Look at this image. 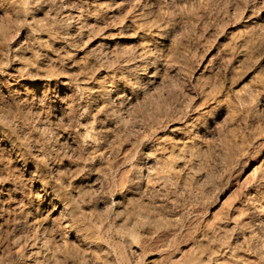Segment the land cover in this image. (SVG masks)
I'll list each match as a JSON object with an SVG mask.
<instances>
[{"label":"rangeland","instance_id":"rangeland-1","mask_svg":"<svg viewBox=\"0 0 264 264\" xmlns=\"http://www.w3.org/2000/svg\"><path fill=\"white\" fill-rule=\"evenodd\" d=\"M61 1L57 0V3L55 2L57 5L53 3H46L45 5L48 7L45 5L40 7V5H37L39 3H36L37 6L34 4V7L31 5L32 8H29L30 11L29 9L26 10L29 11L30 14L26 12L24 14L25 17L23 15V17L19 15L22 18L12 11L8 2L3 3L2 1L0 3V5L5 6L0 7V37L2 36V38H0V95L2 96H0V100L4 109L6 106L10 109L9 112L7 111L8 109H5V111L8 112L10 116L12 115L11 117L19 119L17 127L21 128L23 126V131H26L25 133L30 136L31 132H27L29 131L30 126L25 121H21L20 119V107L15 101L14 89L10 87V83H13V79H16L23 81L27 87L38 84L36 85L38 89L34 93V98L36 97V99L33 101L34 111L37 110L35 119L39 118V122L36 124L41 126L42 129L43 127L47 129V131L44 129L43 132L47 136L48 142H45V144L48 145H44L46 153L45 157H48V159L45 160L47 169L42 172L38 180L39 182L35 180L31 181L32 179L30 176L20 170L19 165L16 164L15 161L10 160L5 152H2V148H0V156L2 152V156L0 158V199L2 200V198H5L8 200L9 196H11L6 194L8 184L5 183L4 178L6 177L5 175L13 173L12 175L16 174L15 176H17V178L19 177L17 180L18 182L16 183L17 185L15 186L18 190V195L20 196L19 198L22 199L23 197L24 203H28L30 200L35 205L33 208L34 210L29 214L31 227L18 226L16 222L18 212L14 213L11 209H8L9 206L6 205L0 207V264H32L34 261V255L29 254L35 249L41 250L43 256L41 257L44 261L43 264H105V262L107 264H164L166 259L174 256L186 257L193 264H215L216 260H218L217 262L232 264L231 262H233V260L228 256V253L232 247L229 239L232 238L235 224L239 222L237 218L238 216L236 217L235 214H238L239 208L244 205L242 203H245L244 194L257 189L258 184L261 182L259 180L264 177V150L261 146H259V142H264V134L258 127L256 130H252L255 128V125L259 123L260 126H258L260 128H264V42H262L264 41V0H211V7L208 6L205 9L201 6H206L205 3L199 4L196 0H194V5L191 1V3L189 2L186 5L187 7H189L188 5L191 7L193 5V8L189 7L190 10L177 4H170L168 6L169 8L164 7L163 9V7L160 8L156 3H153L152 0H147L143 4H139L137 7L139 10L136 9L135 15L133 14L136 18L133 15L125 17L123 11L122 14L121 12L117 13V11H113L115 14V17L112 18L113 20L109 17H98L93 12L94 10L103 7L101 6L102 0ZM235 1L238 3L234 4ZM195 2L200 6L195 5ZM222 2H227L228 4H222ZM92 3L96 5H93ZM229 4H231V7ZM236 4L237 6L240 4L238 7L239 9L235 6ZM65 5L69 9L75 8V11H80L83 14V22L84 24H87L88 27H85L82 35L75 34L77 29L74 25L71 27L69 26L70 28L68 27L67 30H69V32L66 30L68 25L62 21L64 12L62 7ZM222 5H224V7ZM177 6H179V8L182 7L181 10ZM217 6L219 7L218 9ZM221 6L226 9L221 8ZM170 7H173L174 10L172 8L170 9ZM232 7H235L240 12H238V10L234 11L235 8L233 9ZM242 7L244 10H242ZM31 9L33 10V13ZM38 9H42L43 11ZM168 9L170 11H167ZM221 9L223 10L221 11ZM8 10H10V13ZM137 10L138 14L136 13ZM175 11L178 14H176ZM5 12L9 13L10 16H7L10 18L7 17L6 19L4 14ZM162 12H165V15H163ZM185 12L189 14L186 15ZM235 12L236 15H234ZM251 13L252 16H249ZM174 15H177V17L174 18ZM246 16L248 18H246ZM145 17H148L149 19H146ZM121 18L124 19L122 20ZM184 19L186 20L184 21ZM109 20L111 22H108ZM219 20H222L223 23ZM255 21L257 23H255ZM136 23L138 25L140 23V28L136 25ZM258 24L261 26V30H259L260 26ZM141 26H143V28ZM248 26H252V28H249ZM220 27L223 29H219ZM156 28H163L165 31H160ZM245 28L253 31L251 32L246 29L247 32L249 31V34L246 31L244 34ZM222 30L224 31L223 33ZM150 33H152L153 36ZM181 33L182 35L184 33L183 37H181ZM220 33H222L221 36ZM160 34L162 36H160ZM174 35L176 37H174ZM253 35L256 36L253 37ZM3 37H5V40ZM241 37L242 39H240ZM173 38L174 40H172ZM252 39H255L256 43H254L255 41ZM230 41L231 43H229ZM238 41L239 44H237ZM243 42H246V46L243 45ZM247 42L250 43L247 44ZM259 42L262 45L259 46ZM250 44L254 46L252 47ZM102 47H104L102 51H98L95 55L92 54L93 50ZM253 48L257 49L253 51ZM220 50L223 52H220ZM150 51L152 54H148ZM249 53L250 55H248ZM242 54H247V56H242ZM222 55L224 57H222ZM246 58L248 60H246ZM152 62H155V67L149 66ZM174 63L176 65H174ZM147 67L148 72H145L146 74L143 76V70ZM156 67H159L160 69H158L159 74L157 73V76L159 77L156 78L157 80H153L154 82L149 81L151 75L153 74V69L151 68ZM237 67L239 70H237ZM233 69L234 71H232ZM134 75H139L143 84L139 87V89L134 88L130 90V86L128 85L129 81L127 80L132 81ZM130 76L132 77L131 79ZM66 82L71 86H75L78 90L80 89L78 98L82 97L81 100H78V98H76L74 94L70 93L68 89L66 90L67 86L64 84ZM200 85L202 86L200 87ZM113 88L117 90V94L121 93L122 95L125 92L126 95L123 99L125 103H118V101L114 99L115 96L113 97L114 101L113 99L110 98V100L107 96H105L104 91H106V89L109 90ZM133 90H136L135 93ZM11 91L12 93H10ZM241 91L242 93H240ZM236 92H239L240 94ZM251 94L255 96H251ZM9 97L10 99H7ZM253 97H256V99L252 100ZM11 98L12 101L14 100L15 102H12ZM241 100L243 102H241ZM110 101H112V103ZM238 102L239 105H241L240 107ZM80 103L81 106L88 105L87 107L89 109L91 107L90 115L92 116L89 115L87 118L88 123L90 122L88 125L93 129L95 128V131L93 130V135L100 140L98 143L99 148L93 152H91L92 150H89L88 152L85 150L83 151L81 147L82 143L78 135L79 123H76L78 121L75 117L78 114V106ZM110 103L115 107L110 106ZM11 104L12 106H10ZM256 104L257 106H254ZM113 108L119 113L121 111L120 114L122 117L130 123L127 124L126 122L127 125H130L128 126L130 134L129 132L126 134L120 124H117L116 126L113 122V118L110 115V110ZM232 109L234 111H232ZM14 110H16L17 113ZM13 111L14 113L12 114ZM249 112H257V114L255 115ZM15 113L16 116H14ZM250 114L252 115V118L249 117L251 116ZM231 115L233 116L230 118ZM235 116H237V118ZM245 118L246 120L247 118L251 119L253 123L252 121L250 122V120L245 121ZM192 119H194V122H192ZM240 119H242V122ZM48 120L52 122H47ZM126 120H124V123ZM92 121L94 122V125H92ZM198 122L200 124L203 123L204 125H200ZM245 123L248 124V127ZM190 125H195L193 128L194 130L189 128ZM207 126H209V128ZM180 128L183 129L181 130ZM121 129L124 132H122ZM187 129L188 131H186ZM204 129L206 130L204 131ZM216 130L218 131L216 132ZM245 130L247 132L249 130L250 131L247 133ZM256 131L260 132L257 133ZM262 131L264 132V129H262ZM243 132H245L246 135H243L246 137L242 135ZM256 133H260V136H257ZM193 134L198 137L195 135L193 136ZM241 136H243L242 138L244 139H246L247 136L251 137H248L249 141L247 142V139L244 140ZM254 136L255 139H253ZM195 137L198 138V140L196 138V142L200 144H198V147L203 146L200 147L203 148L200 149V153H206L205 155L202 153L203 156L201 158L203 163L201 162L197 166L195 163H191V157L189 156L190 153L188 154L190 150H193L192 141ZM233 139H235V141H233ZM31 140H33V142L29 141L26 148L28 158L31 157L30 161L34 160L32 159V156H30L31 153H36L35 150L37 146L43 145L42 143H37L35 139ZM243 141L245 142L242 143ZM239 142H241L242 145L241 143L239 144ZM237 145L239 146L237 147ZM46 146L48 147L46 148ZM58 146L61 150H58ZM185 146L190 147H187L189 151L185 149ZM233 151H235L236 154ZM227 154H229V157H227ZM149 155H151V157ZM180 155L181 159L179 160L177 157ZM90 158L93 159L95 163H93L90 168L84 167V162ZM227 158H230L231 160ZM2 159H7L8 161L5 160L3 163ZM154 160H157L159 164L164 167L169 166L167 170H171L172 173H174L173 171L175 169L176 176L174 173L170 179L172 180V184L169 180V182L166 181L162 185H166L163 188L165 189L167 187L168 191L167 189H165L167 192L162 190L163 188L161 185H153V183L144 181V183H146L142 184L143 189H146L147 186V188H153L154 191L156 190L155 193L157 194H155L151 199H142L141 197H137L136 194L133 195L131 192H128V189L126 188H128L129 183L126 184L124 180L127 182L130 180V166L139 161L138 163L143 164V166H145L144 169L147 170ZM181 164H184V167ZM146 165H148V167ZM205 165L206 167H204ZM4 166L5 168H3ZM201 166L203 168H201ZM85 169H89V171ZM127 169L128 172L125 171ZM176 169H180V172L184 173L181 174L178 172L179 170L176 171ZM10 170L13 171L10 172ZM181 178H183V180ZM118 180L121 182L119 183ZM180 180L183 181L182 185L180 184ZM167 182L173 186L167 185ZM173 182L178 185L176 186ZM40 183L45 185L47 184L48 186H56L55 188L59 190V195L61 196L59 197L60 202L63 201V203H73V210L76 208V211H73L75 215L72 213L73 216L71 217L66 215L61 216L59 214L60 204L56 201L51 202L52 204L49 202L50 199L47 198L43 190L44 188ZM10 184H12V182ZM168 187H170V189ZM158 189L160 190V195L159 192H157ZM174 189L175 191H173ZM1 191L3 193H1ZM183 192H186L187 195H182ZM176 193L177 195H175ZM161 194H165V196ZM121 196L123 198H121ZM136 197L138 198L137 200L135 199ZM126 199L128 201H126ZM172 199H174L175 202ZM241 200L244 201L241 202ZM151 201H154V204ZM143 202V205L145 206H142ZM53 204H55V206H53ZM158 204H160L159 206L163 208V210L157 208ZM174 204L176 208H172V205ZM148 206L150 208H147ZM236 206L238 207L236 208ZM151 207H153V209ZM177 207L179 208L177 209ZM140 208L143 209H141L143 212ZM167 208L171 210L167 211ZM172 209L177 210L175 211ZM159 210L164 214H160ZM146 213H149L147 215L148 217H152L148 219V217H146ZM249 213L250 212L248 211L247 216ZM172 214L174 215L173 217ZM126 215L127 217H125ZM160 215H162V218ZM163 216H165V218H163ZM155 217L156 219L159 218V220L157 219L156 221ZM170 217L172 220H176L179 217L181 219L184 217V219L181 220L179 218L181 220L180 223V220L176 222L171 220L169 222ZM134 218L135 220H133ZM168 218L169 220H166ZM138 219L140 221L146 220L147 225L150 224L151 221L148 222L150 219H154L153 221L155 223L152 221V225L154 224L153 226L150 224L148 226L145 225L144 227H141L139 224H135L139 221ZM126 220L128 225L126 224L127 222H125ZM131 222L133 223L131 224ZM232 222H234V224ZM174 223H176V225H174ZM155 224H158L157 226L159 228ZM212 224L219 227L216 228ZM172 225L174 226L172 227ZM129 227H132V229ZM145 227H147V230ZM121 229L123 231H121ZM143 231H146L147 233H144ZM230 231H232L231 236ZM203 233H206L207 235L204 234V236L206 235L204 237ZM131 234H134L137 239H132ZM150 234H154L153 237ZM175 234L176 236H174ZM209 234H211V236H209L210 241L207 240L209 239ZM220 234H223L222 238H220ZM149 235L152 238L148 237ZM213 235L214 237H212ZM217 236L219 237V240ZM223 236L227 239V241L225 240L227 244L222 240ZM213 239L218 242L213 243ZM199 241H202L200 242V245L203 247L199 245ZM205 241L207 244H203ZM211 244L213 246H209ZM205 245L207 249L204 247ZM196 248H198L199 251H196ZM210 248L213 249L210 251ZM201 249L203 250L200 253ZM135 250L137 251V254L134 252ZM159 250H161V252ZM192 251L196 252V255H193ZM218 251H220L221 254ZM222 254H225L226 257ZM137 255L140 257L138 258ZM207 255L209 258L211 256L212 259L207 258ZM143 258H145L144 261H142ZM205 261L207 262L205 263Z\"/></svg>","mask_w":264,"mask_h":264},{"label":"bare ground","instance_id":"bare-ground-1","mask_svg":"<svg viewBox=\"0 0 264 264\" xmlns=\"http://www.w3.org/2000/svg\"><path fill=\"white\" fill-rule=\"evenodd\" d=\"M3 1V3H7L8 2V4L10 5V7L12 8V11H14V13L16 14V15H23L24 16V14L26 13V12H28L29 13V11H30V7H31V5L34 7V4L36 5V3H39V4H37V5H40V7H43L46 3H53V4H55V2L57 3V0H2ZM2 1H0V3L2 2ZM59 1V0H58ZM61 1V0H60ZM147 0H102V4H101V6H103L102 8L100 7V9H96V10H94L93 12L95 13V15L96 16H98V17H109L110 19H112V18H114L115 17V14H114V12L113 11H117V13H120L121 12V14H122V11H123V13H124V15H125V17H128V16H130V15H135V11H136V9H138L137 7L139 6V4H143L144 2H146ZM153 1V3H156L160 8L161 7H163V9H164V7H168L170 4H177V5H182V6H184V8L186 7L187 9H189V7H191L190 5H188L189 7H187L186 5L191 1L192 3H193V1L194 0H152ZM215 1V0H214ZM221 1V0H220ZM230 1V0H229ZM250 1H252V0H250ZM62 2V1H61ZM190 2V3H191ZM196 2H198L199 4H201V3H205V5L206 6H203V5H201L202 7H204V9L206 8V7H208V6H210V2H211V0H196ZM196 2H195V5H199V4H196ZM221 3V2H220ZM225 4L227 3V2H224ZM223 2H222V4H224ZM235 3H238V2H234V4ZM243 3V2H242ZM59 4V3H58ZM61 4V3H60ZM93 4V3H92ZM146 4V3H145ZM152 4V3H151ZM150 4V5H151ZM155 4V5H156ZM214 4V3H213ZM228 4V3H227ZM234 4H232V5H234ZM36 5V6H37ZM55 5H57V4H55ZM93 5H96V4H93ZM148 5V4H147ZM193 5H194V3H193ZM193 5H192V7L191 8H193ZM230 5V7H231V4H229ZM240 5V4H239ZM239 5L237 6V4L235 5V6H237V8L239 7ZM2 5H0V7H1ZM35 6V7H36ZM46 6V5H45ZM92 6V5H91ZM144 6V5H143ZM172 6V5H171ZM200 6V5H199ZM223 7H224V5H222ZM221 6V8H223ZM244 6V5H243ZM2 7H5L4 5L2 6ZM46 7H48V6H46ZM50 7V6H49ZM142 7V6H141ZM158 7V8H159ZM173 7H175V6H173ZM173 7H170V9L172 8L173 9ZM178 8H179V6H177ZM181 7V6H180ZM198 7V6H197ZM211 7V6H210ZM215 7V6H214ZM226 7V6H225ZM244 7H246V6H244ZM7 8V7H6ZM8 8H9V6H8ZM32 8V7H31ZM38 8V7H37ZM36 8V9H37ZM63 9H64V12H63V17H62V21H64L68 26L66 27V30L68 29V27L70 26H72V25H74L75 27H76V33L75 34H78V35H82L83 34V32H84V30H85V27H88L87 26V24H84V22H83V14L79 11V12H77V11H75V8L74 9H69L66 5L64 6V7H62ZM166 8H165V10H166ZM169 8V7H168ZM182 8V7H181ZM181 8H179L180 10H181ZM219 7L217 6V9H218ZM233 9L235 8V7H232ZM231 8V9H232ZM243 8V7H242ZM1 9V8H0ZM29 9V11H26V10H28ZM34 9V8H33ZM163 9H161V10H163ZM210 9V8H209ZM208 9V10H209ZM214 9V8H213ZM223 9H226V8H223ZM223 9H221V11L223 10ZM239 9V8H238ZM238 9H236L235 8V10L234 11H236V10H238ZM4 10H7V9H4ZM38 10H42V9H38ZM78 10V9H77ZM139 10V9H138ZM138 10H137V14H138ZM174 10V9H173ZM183 10V9H182ZM190 10V9H189ZM196 10V9H195ZM228 10H229V8H228ZM242 10H244V8L242 9ZM241 10V11H242ZM9 11V13H10V10H8ZM7 11V12H8ZM31 11H32V13H33V10L31 9ZM35 11V10H34ZM43 11V10H42ZM160 11V10H159ZM167 11H170L169 9L167 10ZM166 11V12H167ZM187 11V10H186ZM217 11V10H216ZM220 11V10H219ZM234 11H232V12H234ZM39 12V11H38ZM61 12V11H60ZM140 12V11H139ZM176 12V11H175ZM190 12H192V11H190ZM206 12H207V10H206ZM210 12V11H209ZM231 12V13H232ZM238 12H240L239 10H238ZM237 12V13H238ZM243 12V11H242ZM245 12H246V10H245ZM3 13V12H2ZM9 13H4L5 14V16H6V19H7V17H9L10 15H9ZM13 13V12H12ZM27 13V14H28ZM31 13V14H32ZM147 13V12H146ZM157 13V12H156ZM163 13V12H162ZM165 13V12H164ZM163 13V15H165ZM169 13V12H168ZM171 13V12H170ZM183 13V12H182ZM186 13V12H185ZM205 13V12H204ZM212 13V12H211ZM30 14V13H29ZM160 14V13H159ZM173 14V13H172ZM176 14H178L177 12H176ZM187 14H189V13H186V15ZM215 14V13H214ZM221 14V13H220ZM242 14V13H241ZM250 14V13H249ZM7 15H9V16H7ZM117 15V14H116ZM133 15V16H134ZM140 15V14H139ZM162 15V14H161ZM170 15V14H169ZM197 15V14H196ZM232 15V14H231ZM234 15H236V12L234 13ZM234 15H233V17H234ZM247 15V14H246ZM12 16V15H11ZM21 16H19V17H21ZM22 16V17H23ZM121 16H123V15H121ZM150 16V15H149ZM156 16V15H155ZM167 16V15H166ZM172 16V15H171ZM184 16H185V14H184ZM183 16V17H184ZM199 16V15H198ZM197 16V17H198ZM211 16V15H210ZM230 16V15H229ZM228 16V17H229ZM244 16V15H243ZM249 16H252V13H251V15H249ZM21 17V18H22ZM25 17V16H24ZM135 17V16H134ZM160 17V16H159ZM158 17V18H159ZM168 17V16H167ZM175 17H177V15L175 16L174 15V18ZM180 17H182V16H180ZM201 17V16H200ZM10 18V17H9ZM8 18V19H9ZM117 18H118V16H117ZM136 18V17H135ZM142 18V17H141ZM146 18V17H145ZM148 18V17H147ZM146 18V19H147ZM156 18V17H155ZM225 18V17H224ZM246 18H248L247 16H246ZM259 18V17H258ZM122 19V18H121ZM124 19V18H123ZM122 19V20H123ZM127 19V18H126ZM125 19V20H126ZM137 19H138V17H137ZM140 19V18H139ZM149 19V18H148ZM182 19V18H181ZM230 19V18H229ZM232 19H234V18H232ZM231 19V20H232ZM251 19V18H250ZM105 20V19H104ZM113 20V19H112ZM116 20H118V19H116ZM136 20V19H135ZM153 20H154V17H153ZM160 20H162V19H160ZM167 20V19H166ZM186 19H184V21H185ZM200 20V19H199ZM261 20V19H260ZM133 21V20H132ZM137 22H139L138 20H136ZM163 21V20H162ZM175 21V20H174ZM177 21H179V20H177ZM220 21V20H219ZM219 21H218V23H219ZM222 21V20H221ZM220 21V22H221ZM236 21V20H235ZM248 21V20H247ZM246 21V22H247ZM251 21V20H250ZM108 22H111L110 20L108 21ZM144 22V21H143ZM148 22H150V21H148ZM165 22V21H164ZM168 22H169V20H168ZM176 22V21H175ZM180 22H183V21H180ZM179 22V23H180ZM259 22V21H258ZM64 23V24H65ZM151 23V22H150ZM166 23H167V21H166ZM170 23H172V22H170ZM218 23H216V24H218ZM221 23H223V21L221 22ZM224 23L226 24V22L224 21ZM255 23H257L256 21H255ZM63 24V23H62ZM65 24V25H66ZM116 24V23H115ZM132 24V23H131ZM153 24V23H152ZM169 24V23H168ZM176 24V23H175ZM251 24V23H250ZM129 25V24H128ZM136 25L139 27V25H140V23H139V25L136 23ZM147 25V24H146ZM219 25H220V23H219ZM219 25H218V27H219ZM224 25V24H223ZM228 25V24H227ZM248 25V24H247ZM256 25V24H255ZM259 25V24H258ZM117 26V25H116ZM152 26H154V25H152ZM178 26V25H177ZM222 26V25H221ZM260 26V25H259ZM63 27V26H62ZM61 27V28H62ZM69 27V28H70ZM132 27H134V26H132ZM142 28H143V26H141ZM145 27V26H144ZM225 27H227V26H225ZM249 27V26H248ZM140 28V27H139ZM141 28V29H142ZM161 28V27H160ZM160 28H156L157 30H160V31H162L163 30V28L162 29H160ZM176 28V27H175ZM191 28V27H190ZM196 28V27H195ZM249 28H252V26L251 27H249ZM131 29V28H130ZM135 29V28H134ZM147 29V28H146ZM149 29H151V28H149ZM148 29V30H149ZM219 29H223V28H219ZM246 29L247 30H249L248 28H245V30H244V34H245V31H246ZM254 29V28H253ZM262 28H261V26H260V29L259 30H261ZM64 30V29H63ZM132 30V29H131ZM136 30V29H135ZM147 30V31H148ZM152 30V29H151ZM156 30V31H157ZM172 30V29H171ZM226 30V29H225ZM68 32H69V30H67ZM123 31H124V29H123ZM126 31V30H125ZM155 31V30H154ZM163 31H165V29L163 30ZM177 31V30H176ZM221 31V30H220ZM249 31H251V30H249ZM248 31V32H249ZM253 31V30H252ZM251 31V32H252ZM133 32V31H132ZM149 32H150V30H149ZM153 32V31H152ZM167 32V31H166ZM173 32H175V31H173ZM173 32H172V34H173ZM195 32V31H194ZM224 31L222 30V33H223ZM232 32V31H231ZM242 32V31H241ZM247 32V31H246ZM247 32V33H248ZM256 32V31H255ZM4 33V32H3ZM124 33V32H123ZM122 33V34H123ZM138 33V32H137ZM156 33V32H155ZM154 33V34H155ZM159 33V32H158ZM161 33V32H160ZM165 33V32H164ZM189 33V32H188ZM219 33V32H218ZM222 33H220V36H221V34ZM254 33V32H253ZM257 33V32H256ZM255 33V34H256ZM5 34V33H4ZM4 34H3V36H4ZM136 34V33H135ZM151 35H152V33H150ZM169 34V33H168ZM171 34V35H172ZM175 34V33H174ZM225 34V33H224ZM232 34V33H231ZM243 34V33H242ZM249 34V33H248ZM258 34V33H257ZM261 34H262V32H261ZM180 35V34H179ZM181 35H182V33H181ZM183 35H184V33H183ZM183 35L181 36V37H183ZM259 35H260V33H259ZM6 36V35H5ZM128 36H130V35H128ZM131 36H133V35H131ZM137 36V35H136ZM153 36V35H152ZM155 36V35H154ZM160 36H162L161 34H160ZM178 36V35H177ZM231 36H233V35H231ZM243 36V35H242ZM248 36V35H247ZM250 36V35H249ZM251 36H252V33H251ZM256 36V35H255ZM254 35H253V37H255ZM142 37V36H141ZM158 37V36H157ZM173 37V36H172ZM174 37H176L175 35H174ZM180 37V36H179ZM178 37V38H179ZM225 37H226V35H225ZM224 37V38H225ZM234 37V36H233ZM246 37V36H245ZM0 38H2V36L0 37ZM178 38H176V39H178ZM229 38V37H228ZM235 38H236V35H235ZM246 38H248V37H246ZM251 38V37H250ZM257 38H259V37H257ZM3 39L5 40V37H3ZM232 39V38H231ZM230 39V40H231ZM238 39V38H237ZM240 39H242V37L240 38ZM239 39V40H240ZM263 39V38H262ZM172 40H174V38L172 39ZM180 40V39H179ZM185 40V39H184ZM229 40V39H228ZM248 40H250V39H248ZM252 40H254L255 41V39H252ZM251 40V41H252ZM7 41V40H6ZM5 41V42H6ZM145 41V40H144ZM153 41V40H152ZM155 41V40H154ZM156 41H158V40H156ZM176 41V40H175ZM242 41H244V40H242ZM180 42V41H179ZM234 42V41H233ZM236 42H237V40H236ZM261 42V41H260ZM259 42V43H260ZM262 42H264V41H262ZM2 43H4V42H2ZM145 43V42H144ZM153 43V42H152ZM229 43H231V41L229 42ZM228 43V44H229ZM244 44L243 45H245V43L246 42H243ZM250 43V42H249ZM248 42H247V44H249ZM253 43V42H252ZM251 43V44H252ZM254 43H256V41L254 42ZM253 43V44H254ZM259 43H257V44H259ZM171 44V43H170ZM237 44H239V41H238V43ZM242 44V43H241ZM250 44V46H252ZM106 45V44H105ZM140 45V44H139ZM146 45V44H145ZM176 45V44H175ZM224 45V44H223ZM234 45V44H233ZM242 45V46H243ZM260 45H262L261 43L259 44V46ZM147 46V45H146ZM241 46V45H240ZM246 46V45H245ZM244 46V47H245ZM249 46V45H248ZM254 46V45H253ZM252 46V47H253ZM264 46V45H263ZM106 47V46H105ZM108 47V46H107ZM226 47V46H225ZM232 47V46H231ZM244 47H243V49H244ZM258 47V46H257ZM262 47V46H261ZM220 48V47H219ZM248 48V47H247ZM259 48V47H258ZM263 48V47H262ZM104 49V47H102V48H99V49H95V50H93L92 51V54H96L98 51H102ZM162 49V48H161ZM220 49H222V48H220ZM226 49H227V47H226ZM242 49V48H241ZM250 49V48H249ZM248 49V50H249ZM254 49V48H253ZM252 49V50H253ZM257 48H255L253 51H255ZM261 49V48H260ZM218 50V49H217ZM240 50V49H239ZM259 50V49H258ZM152 51V50H151ZM151 51H150V53L148 52V54H152L151 53ZM158 51V50H157ZM229 51V50H228ZM245 51V50H244ZM106 52V51H105ZM107 52H109V51H107ZM220 52H223V51H221L220 50ZM226 52V51H225ZM246 52H247V50H246ZM248 52H250V51H248ZM252 52V51H251ZM103 53V52H102ZM115 53V52H114ZM231 53V52H230ZM237 53H238V51H237ZM99 54V53H98ZM111 54V53H110ZM147 54V55H148ZM226 54V53H225ZM225 54H224V56H225ZM228 54H229V52H228ZM103 55V54H102ZM218 55V54H217ZM231 55V54H230ZM236 55V54H235ZM239 55V54H238ZM248 55H250V53L248 54ZM252 55V54H251ZM104 56V55H103ZM148 56H150V55H148ZM220 56V55H219ZM223 55H222V57H224ZM242 56H247V54L246 55H243L242 54ZM98 57V56H97ZM229 57H231V56H229ZM249 57V56H248ZM215 58V57H214ZM216 58H218V57H216ZM233 58H235V57H233ZM237 58V57H236ZM239 58H241V57H239ZM220 59V58H219ZM229 59V58H228ZM130 60V59H129ZM155 60V59H154ZM153 60V61H154ZM243 60V59H242ZM246 60H248L247 58H246ZM252 60V59H251ZM128 61V60H127ZM151 61V60H150ZM149 61V62H150ZM157 61V60H156ZM231 61V60H230ZM234 61V60H233ZM125 62V61H124ZM174 62V61H173ZM226 62V61H225ZM240 62H242V61H240ZM170 63V62H169ZM243 63H244V61H243ZM155 62H152L151 64H149V66L151 67H155ZM167 64V63H166ZM226 64V63H225ZM158 65V64H157ZM174 65H176L175 63H174ZM220 65H221V63H220ZM239 65V64H238ZM241 65H243V64H241ZM160 66V65H159ZM216 66H218V65H216ZM232 66V65H231ZM224 67V66H223ZM226 67H227V65H226ZM242 67V66H241ZM221 68V67H220ZM225 68V67H224ZM238 68V67H237ZM236 68V69H237ZM151 69H153V74L151 75V77H150V80L149 81H155V79L157 78V77H159V76H157V73L159 74V67L157 68H151ZM159 69V70H158ZM173 69H175V68H173ZM177 69V68H176ZM231 69H232V67H231ZM235 69V70H236ZM148 70V67L146 68V69H144L143 71V76H145V72H148L147 71ZM225 70V69H224ZM237 70H239V68L237 69ZM240 70H241V68H240ZM223 71V70H222ZM228 71V70H227ZM232 71H234V69L232 70ZM231 71V72H232ZM219 72H221V71H219ZM230 72V73H231ZM235 73V72H234ZM136 74V73H135ZM141 74V73H140ZM217 74V73H216ZM142 75V74H141ZM15 76V75H14ZM13 76V77H14ZM241 76V75H240ZM12 77V78H13ZM21 77H23V76H21ZM32 77H34V76H32ZM142 77V76H141ZM15 78V77H14ZM26 78H27V76H26ZM31 78V77H30ZM29 78V79H30ZM35 78V77H34ZM39 78V77H38ZM37 78V79H38ZM47 78V77H46ZM132 77L130 76V79H131ZM147 78H149V77H147ZM222 78V77H221ZM233 78H234V76H233ZM236 78H237V76H236ZM18 79V78H17ZM44 79V78H43ZM48 79V78H47ZM143 79V78H142ZM27 80V79H26ZM32 80V79H31ZM42 80V79H41ZM145 80V79H144ZM157 80V79H156ZM232 80V79H231ZM13 83H10V87L11 88H13L14 89V96H15V101L19 104V107H20V119H21V121H25L29 126H30V128H29V131H27V132H31V134H30V136L29 135H27L25 132L26 131H23V129H22V127L21 128H18L17 127V125L19 124V119L18 118H14V117H11L10 115H9V111H10V109H8L7 108V106L5 107V109H8L7 111L8 112H6L5 111V109H4V107H3V105H2V102H1V100H0V148H2L1 150H2V152H5V154L8 156V158L10 159V160H13V161H15L16 162V164H18L19 165V168H20V170H22L23 172H25L26 174H28L29 176H30V178L32 179L31 181H33V180H35V181H38L39 180V178H40V176H41V174H42V172L43 171H46V164H45V160L46 159H48V157L46 158L45 156H46V153H45V146L44 145H48V144H45V142H47V136L45 135V133L43 132V130L45 129L44 127H43V129L41 128V126H39V125H37L36 123L37 122H39L38 121V117H36V118H38V119H35V116L37 115L36 113H37V110H35L34 111V100L36 99V97L34 98V93L37 91V86L36 85H38V84H36V85H32L31 87H27L26 86V84H24L23 83V81H21V80H16V79H13ZM30 81V80H29ZM33 81V80H32ZM43 81V80H42ZM127 81H129L128 82V85L130 86L129 88H130V90H132V89H139V87L143 84V82H141V79L139 78V75H137V76H135L134 75V77L132 78V81L131 80H127ZM153 81V82H154ZM214 81V80H213ZM10 82V81H9ZM8 82V83H9ZM26 82V81H25ZM41 82V81H40ZM69 82V81H68ZM202 82V81H201ZM227 82V81H226ZM28 83V82H27ZM230 83V82H229ZM4 84H6V83H4ZM64 84H66V86H67V88H66V90L68 89V91L70 92V93H72V94H74L75 95V97L76 98H78L79 97V90L75 87V86H71L70 84H68L67 82L66 83H64ZM151 84H152V82H151ZM232 84V83H231ZM45 85V84H44ZM63 85V84H62ZM202 85H200V87H201ZM208 86V85H207ZM213 86V85H212ZM77 87H78V85H77ZM144 87V86H143ZM209 87H210V85H209ZM248 87V86H247ZM80 88V87H79ZM8 89H9V87H8ZM145 89V88H144ZM11 90V89H10ZM250 90V89H249ZM253 90V89H252ZM252 90H251V92H252ZM129 91V90H128ZM134 91V90H133ZM136 91V90H135ZM135 91H134V93H135ZM204 91V90H203ZM209 91V90H208ZM208 91H207V93H208ZM212 91V90H211ZM248 91V90H247ZM257 91V90H256ZM105 92V96H107L109 99L111 98V99H113V97L115 96V98L114 99H116V101H118V103H120V104H122V103H125L124 102V97H125V92L121 95V93L120 94H117V90L115 89V88H113V89H106V91H104ZM138 92V91H137ZM248 92H250V91H248ZM254 92V91H253ZM5 93V92H4ZM7 93V92H6ZM9 93V92H8ZM10 93H12V91L10 92ZM83 93V92H82ZM148 93V92H147ZM218 93V92H217ZM236 93H239V92H236ZM240 93H242V91L240 92ZM239 93V94H240ZM256 93V92H255ZM254 93V94H255ZM139 94V93H138ZM143 94V93H142ZM211 94V93H210ZM262 94V93H261ZM13 95V94H12ZM135 95V94H134ZM145 95V94H144ZM246 95H247V93H246ZM1 96V95H0ZM37 96V95H36ZM249 96V95H248ZM251 96H255V95H253V94H251ZM251 96H249V97H251ZM258 96V95H257ZM260 96V95H259ZM2 97V96H1ZM144 97V96H143ZM146 97V96H145ZM4 98V97H3ZM82 98V97H81ZM81 98H78V100H81ZM131 98V97H130ZM147 98V97H146ZM149 98V97H148ZM151 98V97H150ZM244 98V97H243ZM242 98V99H243ZM263 98V97H262ZM7 99H10V97L9 98H7ZM110 99V100H111ZM114 99H113V101H114ZM136 99V98H135ZM140 99V98H139ZM254 99H256V97L254 98L253 97V99L252 100H254ZM106 100H107V98H106ZM130 100V99H129ZM144 100V99H143ZM237 100V99H236ZM240 100V99H239ZM251 100V99H250ZM251 100V101H252ZM264 100V99H263ZM11 101H12V98H11ZM10 101V102H11ZM14 101V100H13ZM12 101V102H13ZM14 101V102H15ZM38 101V100H37ZM147 101V100H146ZM231 101V100H230ZM243 101H244V99H243ZM242 100H241V102H243ZM4 102V101H3ZM7 102V101H6ZM36 102V101H35ZM40 102V101H39ZM111 103H112V101H110ZM142 102H144V101H142ZM247 102V101H246ZM254 102V101H253ZM253 102H252V104H253ZM82 103H83V101H82ZM110 103V104H111ZM114 103V102H113ZM236 103H237V101H236ZM15 104V103H14ZM35 104H37V103H35ZM108 104H109V102H108ZM204 104V103H203ZM227 104V103H226ZM233 104H234V101H233ZM241 104V103H240ZM258 104H259V101H258ZM4 105H6V104H4ZM106 105V104H105ZM154 105V104H153ZM156 105V104H155ZM200 105V104H199ZM238 105H239V102H238ZM245 105V104H244ZM10 106H12V104L10 105ZM88 106V105H87ZM87 106H85V105H83V106H81V103L79 104V106H78V114L75 116L76 117V120L78 121V122H76V123H79V125H78V128H79V132H78V135H79V138H80V141H81V143H82V145H81V147H82V149H83V151L85 150V151H91V152H93V151H95V150H97V148H99V141L100 140H98V138L96 137V136H94L93 135V130L95 129H93V128H91V127H89V123H88V121H87V118H88V116L90 115V109H91V107H90V109L87 107ZM110 106H112V104L110 105ZM230 106V105H229ZM241 105H239V107H240ZM254 106H257V104L256 105H254ZM8 107H9V105H8ZM112 107H115V106H112ZM156 107V106H155ZM200 107V106H199ZM222 107V106H221ZM220 107V108H221ZM36 108V107H35ZM108 108V107H107ZM220 108H219V110H220ZM235 108V107H234ZM255 108V107H254ZM254 108H252V109H254ZM261 108V107H260ZM11 109H12V107H11ZM132 109V108H131ZM156 109V108H155ZM190 109V108H189ZM194 109H196V108H194ZM199 109V108H198ZM256 109V108H255ZM262 109V108H261ZM264 109V108H263ZM262 109V110H263ZM119 110V109H118ZM157 110H158V108H157ZM162 110V109H161ZM241 110V109H240ZM239 110V111H240ZM14 111H16V110H14ZM14 111L12 112V114L14 113ZM55 111V110H54ZM93 111V110H92ZM124 111V110H123ZM127 111V110H126ZM156 111V110H155ZM232 111H234L233 109H232ZM245 111V110H244ZM252 111V110H251ZM162 112V111H161ZM231 112V111H230ZM235 112H236V110H235ZM234 112V113H235ZM247 112V111H246ZM16 113H17V111H16ZM16 113H15V115L14 116H16ZM110 115L112 116V118H113V122L116 124V126H117V124H120L121 125V127H122V129L126 132V134H128L127 132H129V134H130V131H128L129 130V127L128 126H130V125H127V124H130V123H128L127 122V120L126 119H124L123 117H122V115L120 114L121 113V111H120V113L117 111V110H114V108L112 109V110H110ZM156 113V112H155ZM231 113H233V112H231ZM237 113V112H236ZM249 113H251V112H249ZM159 114H161V113H159ZM246 114V113H245ZM251 114H257V112H255V113H251ZM250 114V115H251ZM43 115V114H42ZM186 115H188V114H186ZM234 115H236V114H234ZM243 115V114H242ZM254 115V116H255ZM39 116V115H38ZM90 116H92V115H90ZM110 116V117H111ZM125 116V115H124ZM233 115H231L230 116V118L232 117ZM263 116V115H262ZM39 117H41V116H39ZM160 117H161V115H160ZM162 117H163V115H162ZM236 118H237V116H235ZM247 117V116H246ZM250 118H252V115L251 116H249ZM256 117V116H255ZM43 118V117H42ZM41 118V119H42ZM45 118V117H44ZM108 118V117H107ZM112 118H109V119H112ZM234 118V117H233ZM239 118V117H238ZM16 119H18V120H16ZM46 119V118H45ZM48 119V118H47ZM52 119V118H51ZM129 119V118H128ZM156 119V118H155ZM158 119V118H157ZM162 119V118H161ZM164 119V118H163ZM166 119V118H165ZM196 119H198V118H196ZM124 120H126L125 121V123H124ZM159 120V119H158ZM193 120V121H192ZM191 121L192 122H194V119H192ZM241 120V122H242V119H240ZM247 120H250V122L252 121L251 119H248L247 118ZM246 120V118H245V121H247ZM41 121V120H40ZM44 121V120H43ZM109 121H111V120H109ZM133 121V120H132ZM152 121H154V120H152ZM230 121H231V119H230ZM236 121V120H235ZM244 121V122H245ZM256 121V120H255ZM47 122H50L49 120L47 121ZM52 122V121H51ZM50 122V123H51ZM93 122V121H92ZM126 122H127V124H126ZM135 122V121H134ZM133 122V123H134ZM160 122V121H159ZM162 122V121H161ZM191 122V123H192ZM202 122V121H201ZM261 122H263V121H261ZM41 123H44V122H41ZM199 123V122H198ZM197 123V124H198ZM206 123V122H205ZM224 123V122H223ZM247 123V122H246ZM245 123V124H246ZM252 123H253V121H252ZM113 124V123H112ZM154 124V123H153ZM167 124L169 125V123L167 122ZM186 124V123H185ZM193 124V123H192ZM196 124V123H195ZM200 124V123H199ZM201 124H203V123H201ZM200 124V125H201ZM220 124V123H219ZM241 124V123H240ZM260 124V123H259ZM259 124H256L255 125V128H253L252 130H256V128L258 127L259 129H261V132L264 134V132L262 131V129H264L262 126V128H260L259 126ZM22 125V124H21ZM20 125V126H21ZM44 125V124H43ZM50 125V124H49ZM92 125H94V122H93V124ZM119 125V126H120ZM204 125V124H203ZM208 125V124H207ZM216 125V124H215ZM244 125V124H243ZM247 125V127H248V124H246ZM246 125H244V126H246ZM249 125H251V124H249ZM259 125V126H258ZM115 126V127H116ZM118 126V127H119ZM194 126L195 125H190V129H193L194 128ZM24 127H25V124H24ZM158 127V126H157ZM184 127V126H183ZM187 127V126H186ZM204 127V126H203ZM208 128H209V126H207ZM214 127V126H213ZM251 127V126H250ZM97 128V127H96ZM177 128V127H176ZM201 128V127H200ZM216 128V127H215ZM219 128V127H218ZM221 128H222V126H221ZM240 128V127H239ZM252 128V127H251ZM251 128H250V130H251ZM119 129V128H118ZM121 129V130H122ZM165 129H167V128H165ZM178 129H179V127H178ZM181 129V128H180ZM183 129V128H182ZM181 129V130H182ZM198 129V128H197ZM220 129V128H219ZM245 129H247V128H245ZM249 129V128H248ZM27 130V129H26ZM46 131H47V129H45ZM97 130V129H96ZM122 130V132H124ZM176 130V129H175ZM194 130V129H193ZM206 129H204V131H205ZM221 130V129H220ZM238 130V129H237ZM236 130V131H237ZM249 130V131H250ZM95 131V130H94ZM186 131H188V129L186 130ZM192 131V130H191ZM213 131V130H212ZM215 131V130H214ZM218 130H216V132H217ZM246 131V130H245ZM248 131V132H249ZM97 132H99V131H97ZM172 132H173V130H172ZM208 132V131H207ZM247 132V131H246ZM247 132V133H248ZM257 132V131H256ZM258 132H260V131H258ZM257 132V133H258ZM187 133V132H186ZM206 133V132H205ZM234 133V132H233ZM237 133H238V131H237ZM256 133V135L258 136H260V133L259 134H257ZM262 133H261V136H262ZM99 134V133H98ZM101 134V133H100ZM132 134V133H131ZM189 134V133H188ZM218 134H221V133H218ZM218 134H217V136H218ZM243 134H245V132H243L242 133V135ZM191 135V134H190ZM195 134H193V136H194ZM215 135V134H214ZM224 135V134H223ZM240 135H241V133H240ZM246 135V134H245ZM245 135H243V136H245ZM251 135V134H250ZM128 136V135H127ZM131 136V135H130ZM195 136H197V135H195ZM243 136H241V138L243 137ZM129 137V136H128ZM186 137V136H185ZM192 137V136H191ZM198 137V136H197ZM197 137H195V139L192 141V148H193V150H190V152H188V154L190 153V157H191V160L190 161H192L191 163H195V165L197 166L198 164H200L201 162H202V156H203V152H202V150H201V152L203 153H200V149H203V148H200V147H203V146H200V147H198L200 144L199 143H197L196 142V138ZM237 137V136H236ZM236 137H234V138H236ZM246 137V136H245ZM249 136H247V142L249 141L248 139L251 137H249ZM194 138V137H193ZM257 138V137H256ZM31 139H35V141L37 142V143H42L43 145L42 146H37V148H36V150H35V152L36 153H34L33 152V154L31 153V155L30 156H32V159H34V160H32V161H30V158H28V156H27V151H26V148H27V146H28V143H29V141L30 142H33V140H31ZM101 139V138H100ZM131 139V138H130ZM188 139V138H187ZM190 139H192V138H190ZM221 139H223V138H221ZM242 139H244V138H242ZM246 139H244V140H246ZM252 139V138H251ZM250 139V140H251ZM253 139H255V136H254V138ZM48 140H50V139H48ZM197 140H198V138H197ZM204 140V139H203ZM214 140V139H213ZM217 140V139H216ZM239 140V139H238ZM237 140V141H238ZM260 140H261V138H260ZM190 141V140H189ZM210 141V140H209ZM212 141V140H211ZM221 141V140H220ZM219 141V142H220ZM233 141H235V139H233ZM232 141V142H233ZM236 141V142H237ZM252 141V140H251ZM50 142V141H49ZM137 142H138V140H137ZM142 142V141H141ZM204 142H206V141H204ZM224 142V141H223ZM230 142V141H229ZM245 141H243L242 143H244ZM255 142V141H254ZM48 143V142H47ZM100 143H102V142H100ZM129 143V142H128ZM132 143H133V141H132ZM215 143V142H214ZM241 142H239V144H240ZM242 143H241V145H242ZM260 144H259V146H261L262 147V149L264 150V142L263 141H261V142H259ZM51 144H54V143H51ZM50 144V145H51ZM131 144V143H130ZM199 144V145H198ZM206 144V143H205ZM235 144H238V143H235ZM235 144H233V145H235ZM33 145V144H32ZM31 145V146H32ZM35 145H36V143H35ZM34 145V146H35ZM38 145V144H37ZM50 145H49V147H50ZM103 145V144H102ZM132 145V144H131ZM223 145V144H222ZM57 146V145H56ZM55 146V147H56ZM191 146V145H190ZM220 146V145H219ZM229 146V145H228ZM239 145H237V147H238ZM256 146V145H255ZM48 146H46V148H47ZM101 147V146H100ZM186 147V146H185ZM187 147H189V146H187ZM187 147L185 148V149H187ZM224 147V146H223ZM252 147V146H251ZM30 148H32V147H30ZM190 148V147H189ZM212 148V147H211ZM217 148H218V146H217ZM228 148V147H227ZM57 149V148H56ZM80 149V148H79ZM81 149V150H82ZM207 149V148H206ZM231 149H233V148H231ZM248 149V148H247ZM246 149V150H247ZM253 149V148H252ZM32 150V149H31ZM58 150H61L60 149V147L58 146ZM178 150V149H177ZM181 150V149H180ZM188 150V149H187ZM186 150V151H187ZM82 151V152H83ZM189 151V150H188ZM2 152H1V156H2ZM47 152V151H46ZM234 153H235V151H233ZM60 153H61V151H60ZM185 153V152H184ZM212 153V152H211ZM211 153H209V154H211ZM261 153V152H260ZM4 154V153H3ZM54 154V153H53ZM58 154V153H57ZM89 154H90V152H89ZM171 154V153H170ZM177 154V153H176ZM186 154V153H185ZM184 154V155H185ZM202 154V155H201ZM206 154V153H205ZM204 154V155H205ZM236 154V153H235ZM29 155V154H28ZM145 155V154H144ZM146 155H147V153H146ZM151 155H152V153H151ZM151 155H149L150 157H151ZM179 155V154H178ZM229 154H227V157H229L228 156ZM239 155V154H238ZM1 156H0V158H1ZM5 156V155H4ZM168 156V155H167ZM237 156V155H236ZM241 156H242V154H241ZM144 157V156H143ZM174 157V156H173ZM175 157H177V156H175ZM180 157V158H179ZM179 157H177L179 160L181 159V155L179 156ZM186 157V156H185ZM188 157V156H187ZM226 157V156H225ZM4 158V157H3ZM7 158V159H8ZM189 158V157H188ZM244 158V157H243ZM7 159H5V160H7ZM95 159V158H94ZM101 159V158H100ZM155 159V158H154ZM158 159V158H157ZM183 159V158H182ZM204 159V158H203ZM227 159H230V158H227ZM264 159V158H263ZM3 160V163L5 162V160L4 159H2ZM86 160V159H85ZM177 160V159H176ZM185 160V159H184ZM231 160V159H230ZM240 160V159H239ZM238 160V161H239ZM243 160V159H242ZM8 161V160H7ZM188 161V160H187ZM226 161V160H225ZM139 162V161H138ZM134 163V164H132V166H130L131 167V174H130V172H129V174L131 175V177H130V180H129V182H127V181H125L124 180V182H126V184H128V188H126V189H128V192H131L133 195L134 194H136V196L137 197H141L142 199L143 198H147V200L148 199H151L155 194H157V193H155V191L153 190V188H147V186H146V189H143L142 188V184L144 183V181H148L149 183H153V185H155V184H158V185H163L166 181H168L169 182V180L172 178V174H174L175 173V169H174V173H172V171L171 170H167L168 169V167H164L163 165H160L159 164V162L157 161V160H154L153 162H152V164L148 167V165H146L147 167H148V169L147 170H145L144 168H145V166H143V164H140V163ZM206 162V161H205ZM241 162H244V161H241ZM240 162V163H241ZM93 163H95L94 161H93V159H88L86 162H84V167H86V168H90L92 165H93ZM130 163V162H129ZM162 163V162H161ZM164 163V162H163ZM174 163V162H173ZM186 163V162H185ZM203 163V162H202ZM233 163V162H232ZM14 164V163H13ZM179 164V163H178ZM177 164V165H178ZM187 164H188V162H187ZM204 164H206V163H204ZM182 165V164H181ZM184 165V164H183ZM182 165V166H183ZM227 165V164H226ZM3 166V165H2ZM7 166V165H6ZM80 166V165H79ZM174 166V165H173ZM189 166V165H188ZM187 166V167H188ZM128 167V166H127ZM129 167V168H130ZM180 167V166H179ZM184 167V166H183ZM199 167H200V165H199ZM204 167H206V165L204 166ZM233 167V166H232ZM3 168H5V166L3 167ZM17 168V167H16ZM128 168V169H129ZM201 168H203L202 166H201ZM51 169V168H50ZM128 169L127 170H125V171H127L128 172ZM171 169V168H170ZM183 169V168H182ZM200 169V168H199ZM199 169H198V171H199ZM257 169V168H256ZM260 169H261V167H260ZM264 169V168H263ZM262 169V170H263ZM19 170V169H18ZM19 170V171H20ZM85 170H88L89 171V169H85ZM177 170H179L178 172H180L181 170L180 169H176V171ZM197 170V169H196ZM6 171H7V169H6ZM11 171H13V170H10V172ZM257 171H258V169H257ZM260 171V170H259ZM183 172V171H182ZM188 172H189V170H188ZM200 172H201V170H200ZM20 173H21V171H20ZM123 173V172H122ZM181 173V172H180ZM184 173V172H183ZM183 173H181V174H183ZM202 173H203V171H202ZM205 173H206V171H205ZM262 173H263V171H262ZM7 174V173H6ZM13 174V173H12ZM12 174H7V175H5L6 177L4 178V181H5V183H7L8 184V188H6V194H8V195H11V196H9V198H8V200L7 199H5V198H2V200L0 199V207L2 206L3 207V205L5 206H9V208L8 209H11V211H13L14 213H17L18 215V218H17V224H18V226H24V227H31V220L29 219V214H30V212L31 211H33L34 209V203H32V201H28V203H24V201H23V197H22V199L21 198H19L20 196L18 195V190H17V188L15 187L17 184V180H18V178H17V176H15V175H12ZM22 174V173H21ZM20 174V175H21ZM128 174V175H129ZM187 174V173H186ZM185 174V175H186ZM190 174V173H189ZM188 174V175H189ZM191 174H192V172H191ZM264 174V173H263ZM18 175V174H17ZM120 175V174H119ZM128 175H126V176H128ZM196 175H197V173H196ZM45 176V175H44ZM47 176V175H46ZM54 176V175H53ZM56 176V175H55ZM115 176V175H114ZM175 176H176V173H175ZM191 176V175H190ZM202 176V175H201ZM208 176V175H207ZM212 176V175H211ZM4 177V176H3ZM22 177V176H21ZM49 177H51V176H49ZM193 177V176H192ZM199 177V176H198ZM258 177H260V176H258ZM101 178V177H100ZM128 178V177H127ZM184 178V177H183ZM183 178H181L182 180H183ZM186 178V177H185ZM188 178V177H187ZM207 178V177H206ZM261 178V177H260ZM259 178V179H260ZM3 179V178H2ZM1 179V180H2ZM21 179V178H20ZM20 179H19V181H20ZM53 179V178H52ZM55 179V178H54ZM57 179V178H56ZM102 179H106V178H102ZM124 179H125V177H124ZM129 179V178H128ZM197 179H199V178H197ZM210 179V178H209ZM252 179V178H251ZM30 180V179H29ZM61 180V179H60ZM59 180V181H60ZM96 180V179H95ZM100 180V179H99ZM178 180V179H177ZM185 180V179H184ZM186 180H188V179H186ZM193 180V179H192ZM253 180V179H252ZM251 180V181H252ZM105 181V180H104ZM171 181L172 180H170V183H171ZM181 181V180H180ZM194 181V180H193ZM255 181V180H254ZM259 181H261L259 184H258V188L257 189H255V190H253V191H251V192H247L246 194H244L245 196H244V200H245V203H242V204H244L242 207H240L239 208V210H238V214L236 213V212H234V213H236L235 214V216L238 218V223L237 224H235V226H234V231H233V235H232V231H230L231 232V234H230V236L232 235V238H228L229 240H230V244L232 245V247L230 248V252L228 253L229 255V257L233 260V262H231L232 264H264V177H262ZM12 182V184H10ZM39 182V181H38ZM42 182V181H41ZM55 182V181H54ZM58 182V181H57ZM100 182V181H99ZM103 182V181H102ZM118 182H119V180H118ZM121 182V181H120ZM119 182V183H120ZM124 182H123V185H124ZM145 182V183H146ZM167 182V185H170L169 183ZM182 182L183 181H181L180 182V184L182 185ZM187 182V181H186ZM206 182V181H205ZM225 182V181H224ZM246 182V181H245ZM42 183H44V182H42ZM42 183H40V184H42ZM144 183V184H145ZM148 183V184H149ZM174 183V182H173ZM178 183V182H177ZM4 184V183H3ZM172 184V183H171ZM175 185H176V183H174ZM257 184V183H256ZM51 185H54V184H51ZM120 185V184H119ZM178 185V184H177ZM176 185V186H177ZM203 185V184H202ZM249 185V184H248ZM125 186H127V185H125ZM164 186H166V185H164ZM164 186H162V188L164 187ZM170 186H173V185H170ZM176 186H175V188H176ZM189 186H190V183H189ZM201 186V185H200ZM42 187L44 188L43 190H44V192H45V194H46V196H47V198H49L50 199V203L51 202H53V201H56V202H58L60 205V211H59V214L61 215V216H63V215H66V216H73V214H74V212L76 211V208L73 210V207H72V204L71 203H63V201L62 202H60V199H59V197H61L60 195H59V190H57L54 186H48L47 184L45 185V184H42ZM202 187V186H201ZM257 187V186H256ZM169 189H170V187H168ZM173 188V187H172ZM244 188V187H243ZM109 189V188H108ZM116 189V188H115ZM157 189V188H156ZM165 189H167V187L165 188ZM164 188L162 189V190H165ZM162 190H161V192H162ZM241 190H243V189H241ZM5 191V190H4ZM160 190L158 189V191L157 192H159ZM166 191V190H165ZM167 191H168V189H167ZM166 191V192H167ZM171 191V190H170ZM173 191H175V189L173 190ZM172 191V192H173ZM183 191V190H182ZM21 192V191H20ZM62 192V191H61ZM1 193H3L2 191H1ZM63 193V192H62ZM125 193H126V191H125ZM171 193V192H170ZM127 194V193H126ZM183 194H185V195H187L186 194V192L184 193H182V195ZM24 195V194H23ZM62 195H64V194H62ZM122 195V194H121ZM129 195V194H128ZM159 195H160V192H159ZM159 195H156V196H159ZM161 195H163V194H161ZM170 195V194H169ZM175 195H177V193L175 194ZM174 195V196H175ZM184 195V196H185ZM123 196V195H122ZM121 196V198H123ZM155 196V197H156ZM163 196H165V194L163 195ZM173 196V197H174ZM178 196H180V195H178ZM243 196V195H242ZM6 197V196H5ZM103 197V196H102ZM127 197V196H126ZM134 197V196H133ZM135 198L136 200L138 199V198ZM171 197V196H170ZM170 197H168V198H170ZM190 197V196H189ZM172 198V197H171ZM181 198H183V197H181ZM102 199V198H101ZM133 199V198H132ZM140 199V198H139ZM141 199V200H142ZM122 200V199H121ZM135 200V201H136ZM146 200V199H145ZM164 200V199H163ZM165 200H166V198H165ZM173 201H174V199H172ZM243 200V201H244ZM68 201V200H67ZM111 201V200H110ZM126 201H128L127 199H126ZM132 201V200H131ZM156 201V200H155ZM173 201H171V202H173ZM188 201H189V199H188ZM188 201H187V203H188ZM242 200H241V202H243ZM71 202H72V200H71ZM79 202V201H78ZM125 202V201H124ZM130 202V201H129ZM139 202V201H138ZM142 202V201H141ZM152 202V201H151ZM154 202V201H153ZM152 202V203H153ZM168 202V201H167ZM175 202V201H174ZM240 202V201H239ZM119 203H122V202H119ZM134 203V202H133ZM156 203V202H155ZM52 204V203H51ZM124 204V203H123ZM127 204H129V203H127ZM131 204V203H130ZM144 204V202L142 203V206H145V205H143ZM154 204V203H153ZM152 204V205H153ZM171 204H173V203H171ZM190 204V203H189ZM240 204V203H239ZM117 205V204H116ZM115 205V206H116ZM119 205V204H118ZM125 205H126V203H125ZM134 205V204H133ZM137 205H139V204H137ZM146 205H148V204H146ZM151 205V206H152ZM160 204H158L157 205V208H160V209H162L163 210V208H161L160 206H159ZM165 205V204H164ZM163 205V206H164ZM53 206H55V204H53ZM150 206V205H149ZM147 207V208H150V207ZM155 206V205H154ZM162 206V205H161ZM239 206V205H238ZM238 206H236V208L238 207ZM176 208V206H175V204L174 205H172V208ZM191 207V206H190ZM57 208V207H56ZM128 208V207H127ZM146 208V209H147ZM152 209H153V207H151ZM155 208H156V206H155ZM154 208V209H155ZM179 207H177V209H178ZM118 209V208H117ZM142 208H140V210H141ZM168 209V208H167ZM176 209V210H177ZM143 210V209H142ZM141 210V211H142ZM169 210H171V209H168L167 211H169ZM172 210H175V209H172ZM175 210V211H176ZM185 210V209H184ZM74 211V212H73ZM145 211V210H144ZM158 211V210H157ZM160 211V210H159ZM166 211V210H165ZM164 211V212H165ZM174 211V212H175ZM191 211V210H190ZM248 211L250 212L249 214H250V216H249V214H248V216H247V213H248ZM138 212V211H137ZM143 212V211H142ZM147 212V211H146ZM148 212H149V210H148ZM151 212V211H150ZM171 212V211H170ZM73 213V214H72ZM125 213V212H124ZM145 213V212H144ZM152 213V212H151ZM157 213V212H156ZM160 214L161 213H163V212H159ZM172 213V212H171ZM170 213V214H171ZM81 214V213H80ZM80 214H77V215H80ZM149 214V213H148ZM147 213H146V217H148L147 215H148ZM164 214V213H163ZM169 214V213H168ZM176 214H177V212H176ZM175 214V215H176ZM194 214V213H193ZM1 215V214H0ZM75 215V214H74ZM128 215V214H127ZM127 215L125 216V217H127ZM132 215V214H131ZM159 215V214H158ZM142 216V215H141ZM162 215H160V217H161ZM167 216V215H166ZM174 215L172 214V217H173ZM177 216V215H176ZM187 216H188V214H187ZM204 216V215H203ZM234 216V217H235ZM75 217H77V216H75ZM136 217V216H135ZM144 217H145V215H144ZM152 216H150V217H148V219L149 218H151ZM156 217H157V214H156ZM156 217H155V219H156ZM159 217V216H158ZM168 217V216H167ZM199 217V216H198ZM217 217H219V216H217ZM235 217V218H236ZM66 218V217H65ZM138 218V217H137ZM136 218V219H137ZM162 218V217H161ZM161 218H160V220H161ZM163 218H165V216H163ZM180 218V217H179ZM179 218H177L176 219V217H175V219L176 220H172L171 219V217H170V220H169V218L168 219H166V220H169V222L172 220L173 222H176V221H178V220H180ZM192 218V217H191ZM221 218V217H220ZM235 218H233V219H235ZM75 219V218H74ZM125 219V218H124ZM131 219V218H130ZM141 219V218H140ZM145 219V218H144ZM158 220H159V218H157ZM157 219H156V221H157ZM182 219H184V217L182 218ZM181 219V220H182ZM232 219V220H233ZM133 220H135V218L133 219ZM139 220V219H138ZM137 220V221H138ZM154 219H150L148 222H150V224L152 225V221H153ZM181 220L179 221V223L181 222ZM201 220V219H200ZM223 220V219H222ZM221 220V221H222ZM185 221V220H184ZM125 222H127V220L125 221ZM124 222V223H125ZM133 222H135V221H133ZM133 222H131V224L133 223ZM154 222V221H153ZM212 222V221H211ZM225 222V221H224ZM124 223H122V224H124ZM155 223V222H154ZM158 223V222H157ZM223 223V222H222ZM233 224H234V222H232ZM127 225H128V222L126 223ZM130 224V223H129ZM135 224H139L141 227H144L145 225H147V222H146V220L145 221H138V222H136ZM150 224H148V225H150ZM177 224H178V222H177ZM184 224V223H183ZM188 224V223H187ZM125 225V224H124ZM126 225V226H127ZM147 225V226H148ZM154 225V224H153ZM152 225V226H153ZM156 226L158 225V224H155ZM170 225V224H169ZM174 225H176V223H174ZM174 225H172V227L174 226ZM195 225V224H194ZM208 225V224H207ZM206 225V226H207ZM213 225V224H212ZM225 225V224H224ZM130 226V225H129ZM132 226V225H131ZM167 226V225H166ZM184 226V225H183ZM186 226V225H185ZM214 226V225H213ZM220 226H222V225H220ZM67 227V226H66ZM158 227V226H157ZM169 227V226H168ZM170 227H171V225H170ZM195 227V226H194ZM201 227V226H200ZM214 227H216V225L214 226ZM217 227H219V226H217ZM216 227V228H217ZM19 228V227H18ZM127 228H128V226H127ZM126 228V229H127ZM130 228V227H129ZM135 228V227H134ZM147 227H145V229H146ZM156 228V227H155ZM159 228V227H158ZM157 228V229H158ZM182 228V227H181ZM197 228V227H196ZM226 228V227H225ZM72 229V228H71ZM130 229H132V227L130 228ZM157 229H155V230H157ZM104 230V229H103ZM147 230V229H146ZM178 230H179V228H178ZM214 230V229H213ZM228 230V229H227ZM121 231H123L122 229H121ZM129 231V230H128ZM150 231V230H149ZM176 231V230H175ZM181 231V230H180ZM217 231H218V229H217ZM216 231V232H217ZM222 231V230H221ZM144 232V231H143ZM146 232V231H145ZM144 232V233H145ZM156 232V231H155ZM207 232V231H206ZM219 232V231H218ZM224 232V231H223ZM226 232V231H225ZM229 232V233H230ZM110 233V232H109ZM142 233V232H141ZM140 233V234H141ZM147 233V232H146ZM149 233V232H148ZM151 233H152V231H151ZM157 233V232H156ZM175 233V232H174ZM177 233V232H176ZM207 233H209V232H207ZM78 234V233H77ZM155 234V233H154ZM154 234H150V235H152V237H153V235ZM178 234H180V233H178ZM182 234V233H181ZM204 234H206V233H203V236H204ZM215 234V233H214ZM227 234V233H226ZM226 234H224V235H226ZM95 235V234H94ZM111 235V234H110ZM150 235L148 236V237H150ZM158 235H160V234H158ZM194 235V234H193ZM207 235V234H206ZM205 235V236H206ZM216 235V234H215ZM221 235V234H220ZM223 235V234H222ZM222 235L220 236V238H222ZM131 238L132 239H137V237L134 235V234H131ZM142 236H143V234H142ZM145 236V235H144ZM174 236H176V234L174 235ZM203 236H201V237H203ZM204 236V237H205ZM209 236H211V234H209L208 235V238H209ZM93 237V236H92ZM96 237V236H95ZM147 237V236H146ZM152 237H150V238H152ZM158 237V236H157ZM212 237H214V235L212 236ZM227 237V236H226ZM229 237V236H228ZM97 238V237H96ZM149 238V239H150ZM167 238V237H166ZM207 238V237H206ZM217 238H218V240H219V237L217 236ZM225 237L223 236V241H224V243H226V241H227V239L225 238ZM155 239V238H154ZM158 239V238H157ZM200 240H201V238H200ZM204 240V239H203ZM208 241H210V238L209 239H207ZM215 239H213V243H216V242H218V241H214ZM217 240V239H216ZM226 240V241H225ZM88 241H89V239H88ZM96 241V240H95ZM149 241V240H148ZM198 241V240H197ZM211 241H212V238H211ZM221 241V240H220ZM219 241V242H220ZM90 242V241H89ZM200 242H202V241H199V245H200ZM204 242V241H203ZM91 243H92V241H91ZM120 243V242H119ZM127 243V242H126ZM148 243V242H147ZM211 243V242H210ZM221 243V242H220ZM219 243V244H220ZM128 244V243H127ZM126 244V245H127ZM139 244H140V242H139ZM144 244H146V243H144ZM151 244V243H150ZM157 244V243H156ZM203 244H207L206 243V241H205V243H203ZM208 244H209V242H208ZM218 244V243H217ZM216 244V245H217ZM227 244V243H226ZM99 245V244H98ZM152 245V244H151ZM150 245V246H151ZM215 245V244H214ZM201 247H203L202 245H200ZM200 246H199V248H200ZM209 246H213L212 244L211 245H209ZM208 246V247H209ZM152 247V246H151ZM156 247V246H155ZM170 247V246H169ZM193 247V246H192ZM205 248H206V245L204 246ZM216 247V246H215ZM229 247V246H228ZM205 248H204V250H205ZM194 249V248H193ZM197 250L196 251H199L198 250V248H196ZM207 249V248H206ZM211 249H213V248H210V251H211ZM152 250V249H151ZM150 250V251H151ZM202 250L203 249H201V251H200V253L202 252ZM226 250H227V248H226ZM225 250V251H226ZM113 251V250H112ZM160 252H161V250H159ZM195 251V250H194ZM224 251V250H223ZM135 253L137 252L136 250L134 251ZM154 252V251H153ZM193 252V251H192ZM218 252H220V251H218ZM131 253V252H130ZM181 253V252H180ZM189 253V252H188ZM208 253V252H207ZM217 253V252H216ZM34 255V258H33V263L32 264H43L44 263V261H43V259H42V252H41V250H39V249H35V250H32L31 252H30V254L29 255ZM137 254V253H136ZM152 254V253H151ZM182 254H184V253H182ZM187 254V253H186ZM192 254V253H191ZM191 254H190V256H191ZM211 254V253H210ZM220 254H221V252H220ZM175 255H177V254H175ZM181 255V254H180ZM193 255H196V252H193ZM202 255V254H201ZM209 255V254H208ZM207 255V256H208ZM224 257H226V255L225 254H222ZM42 256V257H41ZM94 256V255H93ZM134 256V255H133ZM136 256V255H135ZM138 256V255H137ZM146 256H148V255H146ZM163 256V255H162ZM174 256V255H173ZM186 256V255H185ZM199 256V255H198ZM28 257H31V256H28ZM27 257V258H28ZM98 257V256H97ZM96 257V258H97ZM140 256H138V258H139ZM149 257H150V255H149ZM168 257V256H167ZM188 257V256H187ZM228 257V258H229ZM93 258V257H92ZM161 258V257H160ZM207 258H209V256L207 257ZM210 258H211V256H210ZM209 258V259H210ZM219 258V257H218ZM95 259V258H94ZM144 259L145 258H143V260L142 261H144ZM212 259V258H211ZM137 260V259H136ZM164 260V259H163ZM228 260V259H227ZM93 261V260H92ZM102 261V260H101ZM106 261V260H105ZM204 261V260H203ZM208 261V260H207ZM207 261H205V263L207 262ZM218 260H216V263L215 262H213V263H215V264H226V263H223V262H217ZM231 261V260H230ZM91 262V261H90ZM159 262V261H158ZM228 262H229V260H228ZM160 263V262H159ZM23 264V263H22ZM27 264V263H26ZM47 264V263H46ZM105 264H107L106 262H105ZM143 264V263H142ZM163 264V263H162ZM164 264H193V263H191L190 262V260L188 259V258H186V257H179V256H174V257H171V258H169V259H166V261L164 262ZM200 264V263H199ZM201 264H203V263H201Z\"/></svg>","mask_w":264,"mask_h":264}]
</instances>
